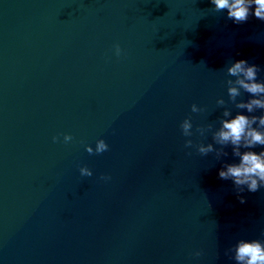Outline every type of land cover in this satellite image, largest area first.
Here are the masks:
<instances>
[{"label": "water", "instance_id": "1", "mask_svg": "<svg viewBox=\"0 0 264 264\" xmlns=\"http://www.w3.org/2000/svg\"><path fill=\"white\" fill-rule=\"evenodd\" d=\"M239 59L264 80V21L210 0H0V264H236L239 239L264 241V187L219 178L231 146L196 148L218 98L248 114L227 93Z\"/></svg>", "mask_w": 264, "mask_h": 264}, {"label": "clouds", "instance_id": "2", "mask_svg": "<svg viewBox=\"0 0 264 264\" xmlns=\"http://www.w3.org/2000/svg\"><path fill=\"white\" fill-rule=\"evenodd\" d=\"M210 2L214 6V11H226L227 19L236 24L245 23L250 17L264 21V0H210ZM114 51L117 56L121 54L122 50L118 43L114 45ZM259 70L257 65L249 64L245 59L236 60L227 67L228 75L234 77L226 81L229 100L236 109L246 110L248 114H245V111H237L233 115L230 108L224 107L226 104L224 98H218L217 105L223 107V113L219 121L220 126L212 131L214 143L196 145L200 154L215 152L218 159L227 156L225 148L231 146L232 155L238 160L225 162L218 175L221 179L231 180L238 193L245 188L249 192H256L264 187V80L257 78ZM242 91L248 94V98L238 100L237 97L242 95ZM257 110H260L259 115L255 114ZM191 111L198 113L203 109L193 103ZM180 127L184 136L192 135L190 118L186 117ZM211 127L208 126L209 129ZM197 131L203 135L206 129L199 127ZM58 139L59 137H53L54 142ZM72 139L70 134L63 136L64 143ZM214 144L220 147H214ZM192 146L191 139L185 141V147ZM256 146H262L261 151H253ZM85 148L89 154H101L108 150L109 145L104 139H98L95 149L90 144L85 145ZM79 171L82 176L93 175L92 170L87 166L80 167ZM239 199L241 203L245 202L243 196ZM230 251L234 253L233 259L236 264H264V241L260 239H239ZM195 255L200 256L201 253L197 251Z\"/></svg>", "mask_w": 264, "mask_h": 264}]
</instances>
